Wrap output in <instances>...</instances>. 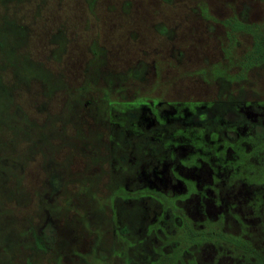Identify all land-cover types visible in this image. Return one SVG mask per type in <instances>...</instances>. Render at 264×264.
Masks as SVG:
<instances>
[{"label":"rangeland","instance_id":"obj_1","mask_svg":"<svg viewBox=\"0 0 264 264\" xmlns=\"http://www.w3.org/2000/svg\"><path fill=\"white\" fill-rule=\"evenodd\" d=\"M0 264H264V0H0Z\"/></svg>","mask_w":264,"mask_h":264},{"label":"flooded vegetation","instance_id":"obj_2","mask_svg":"<svg viewBox=\"0 0 264 264\" xmlns=\"http://www.w3.org/2000/svg\"><path fill=\"white\" fill-rule=\"evenodd\" d=\"M225 130H226V129H225ZM225 130H224V132H226Z\"/></svg>","mask_w":264,"mask_h":264}]
</instances>
